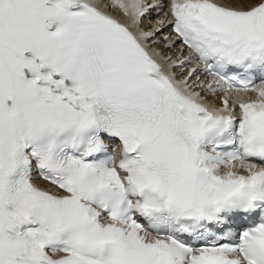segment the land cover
<instances>
[{
	"label": "snow or ice",
	"instance_id": "obj_1",
	"mask_svg": "<svg viewBox=\"0 0 264 264\" xmlns=\"http://www.w3.org/2000/svg\"><path fill=\"white\" fill-rule=\"evenodd\" d=\"M164 8L0 0V264H264V0Z\"/></svg>",
	"mask_w": 264,
	"mask_h": 264
},
{
	"label": "bare ground",
	"instance_id": "obj_2",
	"mask_svg": "<svg viewBox=\"0 0 264 264\" xmlns=\"http://www.w3.org/2000/svg\"><path fill=\"white\" fill-rule=\"evenodd\" d=\"M166 12H167V0H165V9H164V12H162V13L160 14L159 17L157 16L156 12H153L152 14H153V16H154L155 18L160 19V18H163L164 14H165ZM154 26H155V24H153V23H148V24H145V25H144V23H143V27H144L145 29H150V28H152V27H154ZM164 35H169V30H168L167 28H165ZM158 38H162V37H158ZM178 48H179V47H177V49H174V50L170 53V55H172V56L175 57V56L177 55Z\"/></svg>",
	"mask_w": 264,
	"mask_h": 264
}]
</instances>
